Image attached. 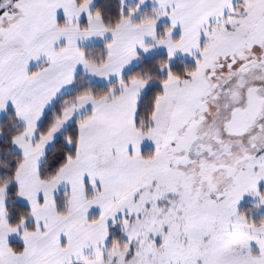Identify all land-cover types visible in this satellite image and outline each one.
<instances>
[{
  "label": "snow or ice",
  "instance_id": "6c2138e0",
  "mask_svg": "<svg viewBox=\"0 0 264 264\" xmlns=\"http://www.w3.org/2000/svg\"><path fill=\"white\" fill-rule=\"evenodd\" d=\"M0 264H264V0H0Z\"/></svg>",
  "mask_w": 264,
  "mask_h": 264
}]
</instances>
